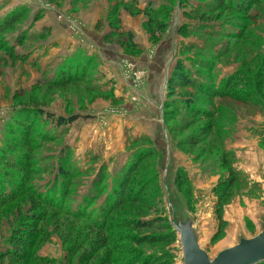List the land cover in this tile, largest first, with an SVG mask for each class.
Segmentation results:
<instances>
[{"label": "rangeland", "instance_id": "1", "mask_svg": "<svg viewBox=\"0 0 264 264\" xmlns=\"http://www.w3.org/2000/svg\"><path fill=\"white\" fill-rule=\"evenodd\" d=\"M151 1L0 0V264H181L168 218L176 208L210 257L238 219L254 235L250 217L264 209V0L241 10L235 0ZM120 10L156 13L130 40ZM87 11L94 31L78 20ZM177 64L190 86L168 90ZM65 67L83 78L55 83ZM147 135L168 152L162 177Z\"/></svg>", "mask_w": 264, "mask_h": 264}, {"label": "water", "instance_id": "2", "mask_svg": "<svg viewBox=\"0 0 264 264\" xmlns=\"http://www.w3.org/2000/svg\"><path fill=\"white\" fill-rule=\"evenodd\" d=\"M157 94L158 91L152 99H155L156 96L161 99L158 115L160 117V123L164 128L162 109L164 95L161 97L159 96L160 94ZM147 138L153 142L154 149L158 153L159 162H157V172L158 175L162 177L161 174L166 172V169H169L168 164L165 165V163H168L166 162L167 159L164 158V155H168V152L159 144L160 138L155 136L153 139L149 135H147ZM166 139L169 142L167 134ZM178 169L179 168L173 170V182L175 181V174ZM259 213H261L260 216L250 217L255 227L254 235H245L246 230L244 223L241 219H238V221L232 225L233 230L228 239L230 241L222 245L213 257H210L200 243V237L189 212L185 209L178 210L176 208L168 218L169 227H171L173 232L177 235V242L179 243L181 252V264H264V209H261Z\"/></svg>", "mask_w": 264, "mask_h": 264}, {"label": "trees", "instance_id": "3", "mask_svg": "<svg viewBox=\"0 0 264 264\" xmlns=\"http://www.w3.org/2000/svg\"><path fill=\"white\" fill-rule=\"evenodd\" d=\"M251 0H235V4H236V6H238V7H240L239 9L241 10L245 5H246V3H248V2H250ZM150 7L151 6H149L147 9H150ZM229 7H232V6H229ZM148 14H150V15H152V14H155L156 12L155 11H153V13L152 12H148V11H146ZM146 12L145 11H139L138 13L139 14H144V15H146ZM127 35V37H128V35L129 34H126ZM130 40H131V38L130 37H128ZM75 69L74 68H72V67H65L64 68V70L62 71V73L63 74H59V76L61 77V78H63V79H61V80H57L58 82H55V83H62V84H67V83H71L70 81L72 80L73 82H75L76 80H77V78H83V76L82 75H79V72L80 71H76V72H73ZM186 73H185V68H184V66H182L181 64H177V66H176V69L172 72V74H171V76H170V78L168 79V90L169 89H173V87H175V86H177V85H182V86H186V87H189L190 86V81L188 80V77L185 75ZM64 77H65V79H64ZM78 81H80V80H78ZM78 81H76V82H78ZM190 106V105H189ZM78 117L77 116H71V117H69L68 119H65V118H58V123L57 124H59L60 126H63L65 123H72V122H74L76 119H77ZM153 152V151H152ZM153 154H154V152H153ZM65 174V172L64 171H62L61 173H59V176L60 177H62L63 175ZM183 179H185V177L183 178V176L182 175H180L179 176V178H178V184L180 185L181 183H183L182 181H183ZM122 181V180H121ZM120 181V183H119V185L122 183ZM227 185H229L228 183L225 185V186H227ZM230 186V185H229ZM115 192H118V188H115V191H114V193H113V195L111 196V197H109L110 198V201L112 202L114 199H115ZM227 193V192H226ZM121 194V193H120ZM112 197H114V198H112ZM118 205H120V201H119V203L118 202H116L115 204H113V206H110V207H108V209L106 208V207H103V209L101 210L104 214H106V216L108 215V214H111V213H113L115 210H116V208H117V206ZM135 227L136 228H141V229H143V228H148L149 226L147 225V223H145V222H137L136 223V225H135ZM146 240V239H145ZM144 239H139V238H133V240L132 241H134L135 243H141L140 241H145Z\"/></svg>", "mask_w": 264, "mask_h": 264}, {"label": "crops", "instance_id": "4", "mask_svg": "<svg viewBox=\"0 0 264 264\" xmlns=\"http://www.w3.org/2000/svg\"><path fill=\"white\" fill-rule=\"evenodd\" d=\"M125 1H127V2H124V4H131L132 3V0H125ZM141 1H144V0H141ZM147 1H149V2H146V3H148V4H153V2L151 1L150 2V0H147ZM138 8H140V9H144V6L142 5V4H139L138 5ZM96 12H93V11H91V12H89V11H87V13H86V15H82V16H80L79 17V19L78 20H80V21H83V23L86 25V27L88 28V30H91V31H94L95 29H97L96 28V25H97V22H96V24H95V22H94V19H95V16H96V14H95ZM84 14V13H83ZM76 15L78 16V14L76 13ZM76 15H75V17H76ZM143 14H140V16H137L136 18H132V17H130V16H128V14L124 11V10H120V12H119V16H118V18L120 19V23H121V26H122V28H123V32L125 33V34H136V32H138V30H139V25H140V19H141V21H142V18L143 19H146L144 16H142ZM121 16H122V18H121ZM145 21V20H144ZM105 24V23H104ZM68 26H66V28H67ZM102 27H103V25H102ZM104 28V27H103ZM93 29V30H92ZM105 29V28H104ZM138 29V30H137ZM64 30V29H63ZM88 30H86V32H88V33H86L87 35H90L91 34V31H88ZM110 30H108V32H109ZM107 32V33H108ZM140 32H141V29H140ZM140 32L138 33V35L140 34ZM104 33V31L101 33V34H103ZM106 33V34H107ZM105 34V35H106ZM61 40H62V44L63 45H67L68 43L67 42H69V41H67V40H69V39H66V38H64V37H61ZM67 41V42H66ZM55 46V45H54ZM108 79H109V77H112L111 76V74H108ZM116 79V78H115Z\"/></svg>", "mask_w": 264, "mask_h": 264}]
</instances>
